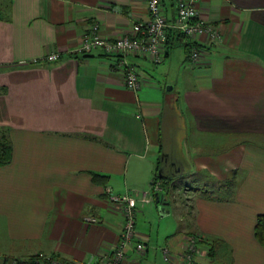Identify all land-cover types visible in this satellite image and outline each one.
Here are the masks:
<instances>
[{
    "label": "crops",
    "instance_id": "crops-1",
    "mask_svg": "<svg viewBox=\"0 0 264 264\" xmlns=\"http://www.w3.org/2000/svg\"><path fill=\"white\" fill-rule=\"evenodd\" d=\"M175 1L165 0L170 20ZM197 8L220 40L200 38L194 63L174 35L161 63L130 55L143 78L133 90L115 56L75 49L94 22L102 37L133 35L134 21L149 19L146 0H0V130L13 143L0 166V264H46L28 260L38 253L102 264L125 219L106 187L140 198L157 171L189 187L140 205L134 242L144 248L130 245L126 264H184L191 235L201 239L195 264H264L254 233L264 213V0Z\"/></svg>",
    "mask_w": 264,
    "mask_h": 264
},
{
    "label": "built area",
    "instance_id": "built-area-1",
    "mask_svg": "<svg viewBox=\"0 0 264 264\" xmlns=\"http://www.w3.org/2000/svg\"><path fill=\"white\" fill-rule=\"evenodd\" d=\"M149 9L147 21L136 20L133 23V35H123L116 38H105L97 34L99 24L94 22L91 25V35L86 37L76 51L93 52L101 51L106 55L115 56L116 67L123 72L128 88L138 90L143 78L139 67L130 60V55L139 54L152 60L154 63H161L165 56L168 29L172 28L184 35L187 43H190V54L188 60L197 62L203 52V38L205 44L217 43L221 36L219 29L214 24L204 19L197 8L200 0H176V15L170 20L165 8V0H146ZM201 44L202 46H199ZM60 53L53 52L47 56L50 61L57 60ZM105 192L109 200L123 205L125 219L121 240L112 252L106 255L102 264H126L128 247L132 244L136 249L144 248L143 242H134L136 234L137 212L140 205H145L154 200L158 193L163 195V188L160 180L152 182V188L141 194L140 198L131 194H116L111 186H107ZM86 221L97 222L96 216H86ZM200 238L191 235L188 237L187 248L184 253V264H194L195 257L202 253ZM168 251L167 249L165 250ZM167 258V257H166ZM50 264H99L94 261H71L58 257H52Z\"/></svg>",
    "mask_w": 264,
    "mask_h": 264
},
{
    "label": "trees",
    "instance_id": "trees-1",
    "mask_svg": "<svg viewBox=\"0 0 264 264\" xmlns=\"http://www.w3.org/2000/svg\"><path fill=\"white\" fill-rule=\"evenodd\" d=\"M168 35H174L173 37L177 36L178 38L184 37V35L177 30H173L169 32ZM199 46H202V45L199 44ZM185 47H186L187 57H189L190 50H191L190 43L189 44L187 43ZM12 156H13V143L11 139L9 138L7 132L4 133V131L0 130V166L8 164L12 160ZM162 173L165 174L164 172ZM156 174H157L156 177L158 179L164 181V184H163L164 185V192H163L164 195L168 194L170 192L168 188V184L170 180L168 181L167 179H165V177H160L159 171H157ZM94 178L100 181L104 179L101 176V174H96ZM254 233L259 243L264 247V213H259L257 215L256 223L254 227ZM33 257H35L36 259L39 258V256H33ZM52 257H58V256L53 255ZM35 261H40V260H35ZM44 262L46 264H50V261L47 259Z\"/></svg>",
    "mask_w": 264,
    "mask_h": 264
},
{
    "label": "rangeland",
    "instance_id": "rangeland-1",
    "mask_svg": "<svg viewBox=\"0 0 264 264\" xmlns=\"http://www.w3.org/2000/svg\"><path fill=\"white\" fill-rule=\"evenodd\" d=\"M203 53L204 52H202V55H203ZM148 60H150V59H148ZM151 62H153L152 60H150ZM154 63V62H153ZM155 64H158V63H155ZM185 178V179H184ZM184 178H179L178 179V181L180 180V181H184V180H186V177H184ZM188 179V178H187ZM164 181H162V180H160V185L162 186V188H163V190H164ZM187 187H189V184L187 185L186 183H184V182H181V183H179V182H175V183H172V182H169V184H168V188H169V193L168 194H173V192L174 193H180V195H181V193H185L186 191H187ZM179 195V196H180ZM201 241V239L199 240V242ZM201 243V242H200ZM201 246V245H200ZM208 255V254H207ZM210 255V254H209ZM208 255V256H209ZM33 256H39V258H35V257H33ZM51 258H52V255H45V254H43V253H38L37 255H32V256H30V257H28V260H30V261H35V260H40V261H44L45 259H47V260H49L50 262H51ZM212 258H214V261H215V259L216 260H219V257L217 256V254H216V256H213ZM208 259V258H207ZM207 262H208V260H207ZM196 262H194V264H195ZM214 264H217V262H214ZM219 264V263H218Z\"/></svg>",
    "mask_w": 264,
    "mask_h": 264
},
{
    "label": "water",
    "instance_id": "water-1",
    "mask_svg": "<svg viewBox=\"0 0 264 264\" xmlns=\"http://www.w3.org/2000/svg\"><path fill=\"white\" fill-rule=\"evenodd\" d=\"M169 90L173 89V86L172 85H168L167 87ZM157 200H160V197L157 195Z\"/></svg>",
    "mask_w": 264,
    "mask_h": 264
}]
</instances>
